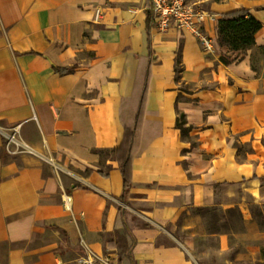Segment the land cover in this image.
I'll return each instance as SVG.
<instances>
[{
  "label": "crops",
  "instance_id": "crops-1",
  "mask_svg": "<svg viewBox=\"0 0 264 264\" xmlns=\"http://www.w3.org/2000/svg\"><path fill=\"white\" fill-rule=\"evenodd\" d=\"M149 6L0 0V127H18L25 145L10 154L0 133V264H76L83 242L119 264H196L194 210H245L248 199L264 208L263 53L255 71L248 51L221 46L218 23L207 53L196 37L161 32L152 20L150 56ZM240 9L264 24V0L212 1L206 10L219 21ZM150 58L134 186L122 202L118 163L94 150L119 147L135 126ZM246 144L252 153L240 160Z\"/></svg>",
  "mask_w": 264,
  "mask_h": 264
},
{
  "label": "rangeland",
  "instance_id": "rangeland-1",
  "mask_svg": "<svg viewBox=\"0 0 264 264\" xmlns=\"http://www.w3.org/2000/svg\"><path fill=\"white\" fill-rule=\"evenodd\" d=\"M212 1L227 0H187V3L196 9L206 10ZM198 2L205 4L196 6ZM246 54L259 68L263 60L260 50L256 47ZM192 142L196 143L195 139ZM238 146L240 160L252 153L249 145ZM247 203L245 210L218 207L193 211L202 218L189 253L196 264H264V208L249 199ZM117 253L119 257L121 250Z\"/></svg>",
  "mask_w": 264,
  "mask_h": 264
},
{
  "label": "trees",
  "instance_id": "trees-1",
  "mask_svg": "<svg viewBox=\"0 0 264 264\" xmlns=\"http://www.w3.org/2000/svg\"><path fill=\"white\" fill-rule=\"evenodd\" d=\"M152 23L151 13L148 14V43L150 56L152 54V43L150 29ZM264 28V24L258 20L248 9H240L223 14L218 21L219 42L221 46H226L231 52L244 53L256 46V35ZM264 55V47L260 48ZM36 55L37 53H30ZM224 63H229L228 59L223 58ZM253 69L257 71V67L253 65ZM53 70L62 76L72 74L75 67L72 68H58ZM151 77V58L148 62L147 74L144 86V95L142 97L140 107L137 114L136 124L132 128L125 127L124 139L122 144L112 150H94V153L101 157L112 156L118 163L119 170L123 178V195L121 201L125 202L126 195L133 188V160L138 152L143 124L145 121V99L149 89V82ZM187 124L184 114H180L177 119V128L181 130L182 135L186 138L190 137L193 127H185ZM197 147V143L192 142L191 149ZM103 173V172H102ZM104 174V173H103ZM107 175V174H104ZM205 211L209 209H198ZM120 214H123V208L119 209Z\"/></svg>",
  "mask_w": 264,
  "mask_h": 264
},
{
  "label": "built area",
  "instance_id": "built-area-1",
  "mask_svg": "<svg viewBox=\"0 0 264 264\" xmlns=\"http://www.w3.org/2000/svg\"><path fill=\"white\" fill-rule=\"evenodd\" d=\"M150 3L149 10L154 26L161 32L172 29L183 31L196 37L202 48L207 53L214 52V43L209 27L218 23L215 13L199 10L188 5L187 0H147ZM101 17L97 11L96 19ZM0 133L5 138L6 151L17 154L24 149V144L19 140L18 127L11 130H3ZM70 209V199L66 201ZM85 252L78 257L76 264H119L112 254L97 252L83 242Z\"/></svg>",
  "mask_w": 264,
  "mask_h": 264
},
{
  "label": "bare ground",
  "instance_id": "bare-ground-1",
  "mask_svg": "<svg viewBox=\"0 0 264 264\" xmlns=\"http://www.w3.org/2000/svg\"><path fill=\"white\" fill-rule=\"evenodd\" d=\"M242 4H247L246 1H242ZM234 6H237V5H230L228 8H232ZM225 9V8H224Z\"/></svg>",
  "mask_w": 264,
  "mask_h": 264
}]
</instances>
